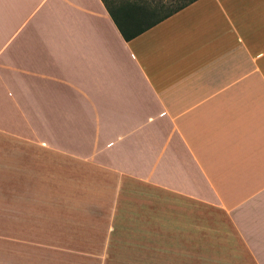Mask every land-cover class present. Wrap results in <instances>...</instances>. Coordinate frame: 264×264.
<instances>
[{"label": "crops", "instance_id": "0c3cea01", "mask_svg": "<svg viewBox=\"0 0 264 264\" xmlns=\"http://www.w3.org/2000/svg\"><path fill=\"white\" fill-rule=\"evenodd\" d=\"M1 195L67 209L68 255L102 261L81 246L133 209L156 261L264 264V0H197L130 41L101 0H0Z\"/></svg>", "mask_w": 264, "mask_h": 264}, {"label": "rangeland", "instance_id": "374dc122", "mask_svg": "<svg viewBox=\"0 0 264 264\" xmlns=\"http://www.w3.org/2000/svg\"><path fill=\"white\" fill-rule=\"evenodd\" d=\"M12 169L10 177H20L16 167L13 166ZM48 172H50L49 169L45 167L44 173ZM19 184V182L12 183L13 187L18 188ZM14 191L15 189L13 193ZM19 200V198H13L8 207L0 204V264H210L205 260L180 263L154 260L160 258L159 251L153 249L146 251L142 246L136 245L139 242L144 243V230L142 225L134 222L138 213H131L133 209H125V213L121 214L118 229L111 239L108 250L105 249L103 252L100 245L81 246V249L88 253L102 254V261H100L101 258L82 254L68 255L67 232H61L64 243L59 244L52 239V229L60 223L58 221L63 220V225L60 224V226L67 227V209H60L61 218L59 219L57 214H53V209L48 206L49 202L46 203L49 209H42L43 205L41 209H20ZM3 202L4 197L1 195L0 203ZM32 212L33 218H31ZM147 258L149 260H145ZM233 264L240 263L233 262Z\"/></svg>", "mask_w": 264, "mask_h": 264}, {"label": "trees", "instance_id": "16d2710c", "mask_svg": "<svg viewBox=\"0 0 264 264\" xmlns=\"http://www.w3.org/2000/svg\"><path fill=\"white\" fill-rule=\"evenodd\" d=\"M125 41H130L197 0H101Z\"/></svg>", "mask_w": 264, "mask_h": 264}]
</instances>
